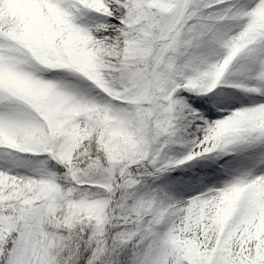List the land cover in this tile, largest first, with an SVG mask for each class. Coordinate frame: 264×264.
I'll return each instance as SVG.
<instances>
[{
	"label": "snow or ice",
	"instance_id": "1",
	"mask_svg": "<svg viewBox=\"0 0 264 264\" xmlns=\"http://www.w3.org/2000/svg\"><path fill=\"white\" fill-rule=\"evenodd\" d=\"M0 264H264V0H0Z\"/></svg>",
	"mask_w": 264,
	"mask_h": 264
}]
</instances>
